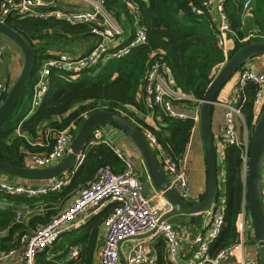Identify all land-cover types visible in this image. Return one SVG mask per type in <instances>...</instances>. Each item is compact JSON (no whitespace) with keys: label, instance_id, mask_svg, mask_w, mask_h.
I'll return each instance as SVG.
<instances>
[{"label":"built area","instance_id":"built-area-1","mask_svg":"<svg viewBox=\"0 0 264 264\" xmlns=\"http://www.w3.org/2000/svg\"><path fill=\"white\" fill-rule=\"evenodd\" d=\"M255 1L243 2L242 16L245 24L246 20L254 16ZM107 2L108 0H0V21L5 22L12 15L41 20L54 18L69 25H90L91 34L96 38L94 48L87 55L54 52L51 59L43 62L38 81L34 86L31 112L36 111L42 104L49 89V77L53 70H66L77 78L85 69L104 64L110 59L123 57L131 49L147 43V32L140 22L141 13L138 4L133 0H123L134 19L132 39L126 45L123 40L126 31L108 10ZM224 3L225 0H209L203 2L202 7L192 8V12L197 15H203L206 10L216 13L217 45L225 56V62L219 65L218 73L236 49L233 44L239 46L264 42V33L258 31L239 39L231 29ZM235 39H238L237 42ZM2 55L3 50L0 48V57ZM231 83L230 93L218 103L225 109L224 129L219 141L215 143V148L220 166L225 163L227 147L235 146L240 149L242 178L246 187L251 141L243 109L248 101V91L252 87L254 89L252 101L256 115L260 110L261 112L264 110V71L252 70L246 65L238 71ZM5 93L8 95V89L0 84L1 96ZM143 102L150 115L159 121L164 117L192 121L193 128L188 144L190 147L195 135L200 131V108L204 99L197 100L178 89L174 84L171 67L158 53L151 54V61L145 73ZM74 130L75 126L71 125L56 132L51 150L44 154L32 155L29 160L31 164L38 169H46L62 162L70 153ZM143 133L170 180V188L183 200L194 202L188 174L189 151H186L182 157L176 158L163 150L152 131L143 127ZM92 136L91 145L103 142L114 151L122 162V172L116 173L108 165L99 168L93 181L78 192L69 206L47 225L35 231L29 239L26 237L22 239L25 248L21 264H37L38 255L52 248L64 233L81 229L87 224L90 214L97 213L110 205L111 212L103 223L105 236L97 253V264H121L123 244L132 240L136 242L130 246L126 257L127 264H158L157 257L148 242L149 239L155 238H162L165 241L169 264H258L256 259L244 253L252 236L249 226L251 217L246 210L245 198L236 221L237 242L220 250L216 255L211 254V245L221 236L226 226L227 198L224 194H220L217 201L203 213L207 220L205 232L195 238L187 258L183 259L182 251L186 238L169 220L162 221V217L169 213L173 206L163 198L161 192H156L151 197L145 195L144 185L132 157L106 141L101 127L96 128ZM69 183V178H63L55 181L50 187L35 189L0 178V192L9 196L35 197L60 190ZM23 221L24 216L21 213L16 214L14 223H23ZM144 236L147 238H142ZM82 251L81 245L70 247L69 261H77ZM11 254H13L12 250H0V261Z\"/></svg>","mask_w":264,"mask_h":264},{"label":"trees","instance_id":"trees-1","mask_svg":"<svg viewBox=\"0 0 264 264\" xmlns=\"http://www.w3.org/2000/svg\"><path fill=\"white\" fill-rule=\"evenodd\" d=\"M140 7V22L146 29L148 41L144 45L133 48L123 57L110 59L104 64L85 69L74 78V74L66 70H53L48 92L39 106L31 112L34 86L38 81L43 62L53 57L52 52L69 55H87L95 46L96 38L91 34L87 24L69 25L63 21L50 18L35 19L12 15L5 22L20 34L34 52V66L31 78L27 84L18 105L11 116L0 127V161L15 167H27L26 158L36 151L29 141L17 134V131H28L36 134L35 128L40 123H48V127L56 133L75 126L74 137L85 119L94 112L107 110L123 113L128 119L152 131L163 150L176 157H182L190 142L193 122L163 118L157 121L158 129L145 124L135 111L147 113L143 102V82L151 54L159 56L171 67L175 86L185 94L197 100H203L206 92L215 78L214 72L225 62L223 51L217 45L216 13L208 10L203 15L192 12L193 6L202 7L209 0H133ZM245 0H225L224 10L229 19L231 29L239 39L258 31L264 33V0L254 3V16L244 23L242 6ZM108 10L126 31L125 44L132 37L134 19L123 0H108ZM238 39H235L237 42ZM257 41V40H256ZM83 43L85 51L78 47ZM246 44H241L243 46ZM69 48V49H68ZM7 94L0 98L5 100ZM254 89L248 91V101L244 106L246 125L250 132V141L258 117L253 105ZM62 118V119H60ZM100 128V127H99ZM88 145L84 160L75 171L70 183L62 191L49 193L44 197V203L52 204L46 207V213L30 217L28 223H14L16 214L10 209L1 207V201L7 194L0 192V230L9 226L7 237L0 238V250L10 251L20 244L22 239L30 238L28 229L37 231L47 225L63 209L64 204L76 195L82 188L93 181L99 168L110 166L114 172H122L123 166L114 151L105 143ZM50 151L51 148H48ZM241 152L235 146L227 148L224 167L226 170L225 196L227 210L226 226L221 236L211 245V254L228 248L238 241L236 221L241 212L245 198L246 210L250 215L248 203V185L244 186L242 178ZM220 167L218 165V172ZM63 176V175H62ZM61 176V177H62ZM60 179H63V177ZM14 178V177H11ZM219 196L221 190H218ZM56 204H59L56 206ZM69 206V205H68ZM111 208L96 215L92 222L76 231L66 232L50 249L38 255V264H59L65 261L70 247L82 245L83 251L78 259L81 264H95L99 226L110 213ZM37 225L39 227L37 228ZM23 230V231H21ZM21 232L14 242L16 232ZM75 232H79L76 234ZM62 252L60 256L58 254ZM54 258L47 260V256ZM70 261L65 264H72ZM159 264H167L164 257H159Z\"/></svg>","mask_w":264,"mask_h":264},{"label":"water","instance_id":"water-1","mask_svg":"<svg viewBox=\"0 0 264 264\" xmlns=\"http://www.w3.org/2000/svg\"><path fill=\"white\" fill-rule=\"evenodd\" d=\"M87 10L89 9L87 8ZM0 34L12 40L22 50L25 58L19 78L0 107L1 127L14 112L26 90L33 71L34 52L28 42L4 21H0ZM261 55H264V42H252L237 46L231 58L215 76L206 92L204 102L200 108V133L208 172V190L203 199L189 203L171 189L167 174L138 125L120 113L107 110L94 112L85 119L71 143L70 153L58 165L46 169H32L15 167L0 161V173L25 180L58 179L72 169L79 168L83 162L80 159L84 157L94 130L110 124L121 129L129 136L143 159L150 183L173 206V209L162 217V221L169 220L174 216L185 215L187 221L199 224L204 217L203 213L219 198L218 157L213 133L214 106L223 101L220 100L221 95L238 71L246 65H252L254 59ZM253 69H256L254 65H252ZM257 117L258 120L253 130L250 147L247 185L250 217L256 243L260 250V264H264V110L262 112L260 110ZM121 260L126 264L122 254Z\"/></svg>","mask_w":264,"mask_h":264},{"label":"crops","instance_id":"crops-1","mask_svg":"<svg viewBox=\"0 0 264 264\" xmlns=\"http://www.w3.org/2000/svg\"><path fill=\"white\" fill-rule=\"evenodd\" d=\"M251 20L248 19L246 20V24ZM126 34L123 37V40H126ZM232 45V43H231ZM234 49H237V45H232ZM0 48L3 50V55L0 57V84L4 85L8 91H10L19 78L24 63H25V58L22 50L9 38L5 37L4 35L0 34ZM87 47H83L82 50L80 51H85ZM235 49V50H236ZM54 53V52H52ZM257 71H264V57L258 56L254 59L253 64ZM252 65H248L252 69ZM232 87V83H229L228 86H226V90L222 93L220 100H224L226 96L230 93ZM1 96V94H0ZM4 101L1 100L0 98V104L3 103ZM2 105V104H1ZM137 116L147 125L151 127L157 126V121L159 119H155V117L151 116L150 113L147 111L146 114L142 112L135 111ZM224 113L225 109L219 105L216 104L214 106V112H213V133L215 137V143L219 141V137L221 132L224 129ZM62 119V118H60ZM103 134H104V139L108 142H110L114 147L119 148L121 151H123L126 155L131 156L136 169L138 171V174L142 180V183L144 185V190L146 191V188L148 187L149 193L148 197L153 196L157 191L152 184L150 183L149 177L147 170L145 168V165L143 163V159L135 146V144L132 142V140L129 138V136L123 132L121 129L107 124L104 127H101ZM36 134H31L28 131H17V134L20 136L25 137L31 146L39 152L35 153H29V155L26 158V164L27 168H32V169H37V167L33 166L31 164L30 157L34 154H44L46 152H49L48 148H52L53 142H54V137L55 133L48 127V123H40L38 127L35 128ZM103 143V142H101ZM100 144V143H97ZM95 145V144H94ZM230 147V146H229ZM228 148V147H227ZM227 148L225 149V157H226V151ZM200 149L203 150L202 153L204 152L203 149V142H202V137L200 131L195 135L194 140L192 144L188 145L187 150L189 151V180H190V185L192 189V199L195 202L198 199H203L207 193L208 190V172L206 173L205 171V165H201V162L199 161V152ZM51 150V149H50ZM68 156V155H67ZM205 157V156H204ZM191 159V160H190ZM80 160H84V157L81 158ZM80 162V161H79ZM61 163V162H60ZM58 165V164H57ZM191 165V167H190ZM56 166V165H54ZM53 166V167H54ZM219 170V189L221 190V194L225 195V184H226V170L224 165L220 166ZM224 168V169H223ZM78 169V168H77ZM76 168L74 169L75 171L77 170ZM72 173H65L62 177L63 178H69L71 181V178L73 177ZM12 176H8L6 174L0 173V178L8 181L10 183H14L16 185H22L26 187H32L35 189H40V188H45V187H50L53 185V183L58 179L54 180H25V179H20L17 177L11 178ZM61 177V178H62ZM63 189V188H62ZM62 189L56 190V191H50L47 194H40L35 197H29V196H11L3 199L1 201V207H4L6 209H10L13 211L15 214L21 213L24 216L25 224L28 223L30 220V217L34 215H42L46 213V207L48 204H52V201L54 200H49L48 203H44L45 201L43 200L45 196H47L49 193L52 192H61ZM78 193L76 194V196ZM69 199L65 204L62 210H64L72 201ZM192 202V203H194ZM263 202H264V175H263ZM59 204H56L58 206ZM108 207H112L111 205ZM108 207L101 209L97 213H93L89 215V219L87 220V224L92 222V219L96 216L99 215L101 212L106 210ZM111 212V211H110ZM109 215V214H108ZM250 216V215H249ZM169 222L175 227V229L180 232L182 236L186 238V244L183 248L182 251V258L186 259L190 249L191 245L194 242L195 238L201 234L204 233L206 230V225H207V220L205 217H203L202 221L197 224V223H192L187 221V216L185 215H178L174 216L169 219ZM104 221L102 224L99 226V235L97 238V246H96V257H95V264H97V253L100 249V247L103 244L104 236H105V227H104ZM86 224V225H87ZM27 225V224H26ZM85 225V226H86ZM250 229H251V242L250 244L246 247L245 250V255L249 257H253L258 261V264H260V250L258 248V245L256 243L255 239V234L253 230V225L252 221H250ZM39 225H37V228ZM23 231V230H21ZM76 231V230H75ZM35 230L33 229H28L26 233L30 234V237L34 234ZM10 233L9 226L4 227L3 229L0 230V238L7 237ZM76 234H79V232H75ZM21 232H16L14 235V242L18 240ZM65 234V233H64ZM142 238H147V236H144ZM136 241L132 240L129 241L125 244H123L122 247V252L121 254L124 256L125 262H126V257L129 253L130 246ZM150 246L152 247V250L154 254L157 257L158 264H159V257H164L165 261L168 263V253H167V245L165 241L162 238H155V239H149L148 240ZM78 246V245H75ZM82 246V245H81ZM24 244H20L17 247L13 248V254L7 256L5 259L0 261V264H21V260L23 257L24 253ZM62 252L58 254L60 256ZM54 258V255H49L47 256V260H51ZM66 260L63 262H60L59 264H65L70 262L68 259V255L65 258ZM37 264H38V258H37ZM72 264H81L80 261H74ZM121 264H124V262L121 260ZM127 264V262H126Z\"/></svg>","mask_w":264,"mask_h":264},{"label":"rangeland","instance_id":"rangeland-1","mask_svg":"<svg viewBox=\"0 0 264 264\" xmlns=\"http://www.w3.org/2000/svg\"><path fill=\"white\" fill-rule=\"evenodd\" d=\"M83 43H80L79 44V46L78 47H80V48H83ZM69 49V48H68ZM262 57H264V55H261ZM215 74L216 73H218V70L216 71V72H214ZM247 130H248V127H247ZM246 129H245V131H247ZM242 132H243V127H242ZM78 133V132H77ZM248 133H249V136H250V132H249V130H248ZM202 151L203 150H201L200 149V152H199V157H198V159H199V161L201 162V165H203V167H204V165H205V171H206V173H207V165H206V160H205V157H204V152L202 153ZM191 160V159H190ZM190 167H191V165H190ZM148 193H149V190H148V187L146 188V191H145V195L147 196L148 195ZM77 194V193H76ZM76 197V195L75 196H73L72 198H71V200L70 201H73V199ZM250 218V217H249ZM250 221H251V218H250Z\"/></svg>","mask_w":264,"mask_h":264}]
</instances>
